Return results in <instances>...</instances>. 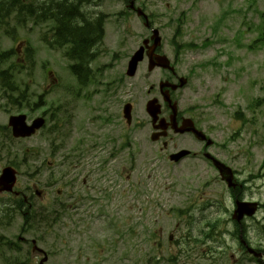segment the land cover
Masks as SVG:
<instances>
[{"label": "rangeland", "instance_id": "obj_1", "mask_svg": "<svg viewBox=\"0 0 264 264\" xmlns=\"http://www.w3.org/2000/svg\"><path fill=\"white\" fill-rule=\"evenodd\" d=\"M141 1L150 5L149 12H154L156 15V26L163 29V36L165 35L169 42L172 39V31L167 29V26L165 25L172 17L178 18L181 13L185 12L188 20L184 25V41L192 42L195 40L201 43L202 41L208 39L217 41V37L214 35L213 31L214 25L226 13L231 10L235 11V13L226 18V20L219 27V36L223 37V39H228L229 41L207 48L204 51L200 50L185 53L183 55L182 70H180V75L187 76L186 73L192 68L196 69V71L199 70V68L202 69L201 71L199 70V75L193 77V83L181 92L182 96H178L180 106L183 110L198 106V113H200V116L204 117V125L209 127H215V125H218L220 127L218 128L217 140L219 144H222L229 135L227 131H224L225 127L229 124V118L232 117L233 113L238 110L240 105L243 107L245 106L246 99L248 97L252 98L260 96V91L258 90L260 86H256L261 84V82L262 86L264 85V49L257 47L255 50H249L248 48L259 35L258 25L261 22V14L264 13V0ZM106 3L108 5V8L106 9L107 13L112 14L114 13V10L118 9V7L113 5L112 0H108ZM167 6L170 7L169 10L167 9ZM25 19L27 24H24L23 26L17 25L9 27L10 29L6 32H3L5 29L3 28L0 33V51L7 52L10 49H17L20 47L23 54L22 58L19 59L16 53L11 62L19 61L20 63L25 64V66L26 64H30L22 70V73H19L18 71L15 72V74L20 77L18 82L20 90L26 89L27 85H29V88L33 91L45 90L46 86L52 79L47 76V73L44 70L41 71L39 66L42 69H44L45 66L46 69L48 68L49 70H52L53 67L62 77V80L64 81L63 84L56 74L55 78L59 79L63 86L68 83L69 87L67 86L62 88L60 85L59 89L54 90L48 100H59L69 103L74 101V97L68 92L71 90L79 91L80 88L77 85L76 80L71 77L72 75L69 70L67 72L66 66H68L69 63L66 64L67 60H63L62 51L52 50L42 41L43 35L49 31L50 25L46 24L36 26L29 17H26ZM112 20L114 21L115 19L112 17ZM131 23L132 25L130 29L133 32L132 34H125L126 26L123 22L120 24L112 22L108 27H106V36L104 41L106 53L95 61L93 68H104L111 66L112 64L113 65L112 67H108V70L103 74H96V79L102 81L103 83L92 87L90 89L92 94H95L97 91L98 93H103L104 90L109 87L107 85L110 84L112 86L111 83L115 79L118 80L121 75H125V69H127V64L131 55L141 46L143 40L146 37H149L148 31L137 19H133ZM15 33L16 39L13 41L12 39ZM24 39L30 41V47L34 49L30 51L31 53L29 52L26 54V49L29 46L24 44ZM124 41L125 43L122 45ZM239 44H243L244 47H239ZM100 49L102 50V48ZM117 52L120 55L116 58V60H113V55ZM170 52L171 54H174L171 44ZM27 58L28 61H25ZM217 59L222 64V67L219 70L217 67L213 66ZM230 59H232L231 64L227 65V62ZM207 61L210 63L206 66L198 65ZM146 72L147 68H142L137 78L133 80L127 78L125 83L126 85L124 87H120V83L115 84L114 91L119 95L116 99L118 105L127 102L130 99L131 101L134 99L137 106L136 113L139 125L133 135H135L137 139H140L139 143L142 145V151L145 154V157L140 160V170H145L148 175H151L152 177L154 176L157 183H161L159 187H163V184H169V181H162L166 167L164 162L157 161L155 159L152 164L147 166L148 168H143L145 167L143 163L145 162L147 154H151L152 152V157L156 154H162L160 152L156 153L155 151H151L155 150L154 147H151V143L141 141V138H149V134L146 135V133L148 132V129H151V126L148 123L149 118L145 113V104L147 101L148 85L152 82H144L147 81L144 78V73ZM158 77H161V75ZM252 83L254 86L251 85ZM135 86L137 92L131 95L130 91L132 87ZM221 90H224V94L222 96V106L216 103V94ZM97 114H100L98 110ZM5 120L6 115L2 112V108L0 107V123H4ZM263 123L264 108H262V124ZM143 126L145 127L143 128ZM87 128L90 134L89 126ZM91 129H94V127L91 126ZM142 129L146 130L144 131ZM262 131L264 132V128H262ZM125 134H127L125 127L121 126L116 130H112L108 137L111 138V140L116 139L119 142ZM211 138L215 139V136L213 135ZM246 140L253 142V139L249 136H247ZM255 140H260V138L258 137ZM111 142L113 143V141ZM178 142L179 143L176 145L177 149L188 146L183 139H179ZM25 145L34 146L35 140L28 141L26 143H17L13 147V156L19 154L21 155ZM158 145H161V143ZM247 145L248 144H239L238 146L231 145V147L227 148L226 151H222L220 149L215 151L213 149V153L216 155L219 154L220 157L225 158L223 159L224 162L237 160L235 167L240 169L242 168V165H244V162H248L249 160L247 161L248 158L246 153L240 157H238L237 154L241 148L246 149L245 147H247ZM189 147L194 149V146L191 143L189 144ZM262 147L254 148L252 150L253 157L251 160L253 161V168H249L245 172V175H247L248 172H256L262 165L264 161V145ZM50 157V153L47 152H44L42 156H32L30 165H35L38 161L48 160ZM5 162H7V154L4 152V160L0 163V165L4 166ZM119 166L121 169L125 168L123 170V178L128 180V173L126 169L129 168V165L123 164L122 162ZM182 168L183 170H189L186 166ZM207 171H209L208 168H203L201 170V176L206 177V180H210L214 176L210 171L208 173ZM85 175L86 173H84V176L81 177V179L85 178ZM188 180H190V177L187 173L179 176L175 181L177 184L178 182L180 184L178 188L182 189L183 185L182 191L171 189L170 203L165 207H160L158 210L155 209L156 211L152 219H156L157 231L160 228H164L165 232L168 233L177 223L180 227V232L177 234L178 237H185L184 233L186 223L189 222V217H186L185 219H177L174 215L169 216L168 210L171 207H186L187 204L185 203L189 200H180L181 194L184 192L188 197H190L194 194L197 187L201 186L197 185L193 181L188 182ZM107 185L111 186L110 184ZM207 192L211 196L206 195L203 201L207 199L219 198L220 195L225 193V185L219 182L218 184L210 187ZM254 193V198L262 201V189L261 191H257L255 189ZM173 197L174 199H172ZM203 201L202 198H200V195H198L196 203L201 206ZM225 204L228 206L227 202H225ZM91 212L87 213L84 217L83 215L75 217L76 225L73 229L68 228V220L66 218V220H64V223H67L66 226L64 225L62 229L57 228L54 232H50L46 235L44 241L45 243H42L41 246L45 250L53 253L52 264H163L164 259H168L171 255H173L174 250L172 249H165V252L162 255L157 254L154 245H151V243L147 241V233L145 232L144 226L151 224L146 222L143 224L133 223L132 214V224L129 222V225L123 224L126 219V215H122L120 219L118 217V229L121 226V234L119 233L118 236V234L114 232V224H110L109 221L98 223L97 214H95L96 216H94V218H89ZM207 214V217L211 219H228L227 214L217 208H213L207 212ZM196 215L198 218L200 217L199 213ZM82 219H85V221H82ZM201 226L202 222L197 225V227ZM193 235H196V233ZM106 237H109V241L105 240ZM251 238L253 240H261V230H257V232L253 233ZM228 243L232 248L234 247L231 242ZM163 244L165 246L168 245L167 237L163 240ZM229 250L230 248H227V257L223 260H219L218 263L204 257H195V262H187L186 264H232L229 256H231L233 250ZM159 256L161 257L160 260H158ZM177 264H183V261H178ZM243 264L249 263L245 262Z\"/></svg>", "mask_w": 264, "mask_h": 264}, {"label": "flooded vegetation", "instance_id": "obj_2", "mask_svg": "<svg viewBox=\"0 0 264 264\" xmlns=\"http://www.w3.org/2000/svg\"><path fill=\"white\" fill-rule=\"evenodd\" d=\"M67 3L74 7L75 13L73 14V17H76L77 19H79V18L80 19L99 18L103 14V5H101L100 3L96 5L93 0H67ZM40 4L42 6L44 4V1L41 0ZM130 4H131L130 1H127L124 6L127 9H129L130 12L132 13V9L130 8ZM60 8H62V7H60ZM164 75H165V80L173 82V83L177 82L176 74L165 71ZM178 82H179V79H178ZM164 91H166V89H164ZM159 95H160V92H159ZM41 101H42V98L40 95L39 104H38V111H40L39 116H42V112H41L42 102ZM26 102H27V100L24 97L22 102L19 104V107H22ZM167 108H168V106H167ZM169 114H170V111H169ZM169 114H167L166 118H168ZM96 115H97V109H92L91 115H90L91 118L97 120L99 118V116H96ZM9 116H10V114H8V117ZM184 118H189V117L182 115L181 112L178 113L177 121L179 124H181L183 122ZM52 120H53V123L56 125L55 120L53 118H52ZM88 122L90 123L91 120L88 119ZM79 127H80V124H76L75 119H72L71 123L69 122V124L62 125L61 127L56 129L59 132H65L66 134L68 133L67 134L68 138H70L71 142H73L72 145L76 147V149L73 150L67 157L68 158L67 161H68V168H69V176L72 177V180H74L75 176H77V173L80 174V173L84 172V170H83L84 152L85 153L90 152V147H91V131L89 134L88 128L80 130ZM99 135H100L99 132H97V131L93 132V136H95L97 138V140L101 141L102 138L97 137ZM167 139L171 140L172 136L169 135ZM94 147H95V151L98 149H103L104 152L106 151L105 145L103 147L99 148V144L94 143ZM192 153H193L192 156H194V157H196L197 155H200V154H197L195 152H192ZM109 162H110L109 159H107V161L103 160L102 161L103 166L107 167ZM68 189L70 190V188H68ZM231 195H232L233 201L238 199L239 197H241V195H242L241 187L232 191Z\"/></svg>", "mask_w": 264, "mask_h": 264}, {"label": "trees", "instance_id": "obj_3", "mask_svg": "<svg viewBox=\"0 0 264 264\" xmlns=\"http://www.w3.org/2000/svg\"><path fill=\"white\" fill-rule=\"evenodd\" d=\"M2 1H5L6 4L3 2V5L0 7V9L4 8V10L7 11L12 9V7H10V3L13 0H0V5ZM51 3L53 7H62L58 10L59 15L61 16L60 20L62 24L59 34L62 33L63 39L66 43L71 42L74 44L75 51L77 52L78 57L83 60V62L87 61L90 57V49L92 44H94L97 37L100 36V27L96 25H90L86 20H83L84 23L82 24L81 19L73 17V14L75 13L74 7L69 5L67 0H54L51 1ZM261 29L262 34L258 40L264 42V24H262ZM214 228L215 225H212L211 229L214 230ZM209 236H212V232L209 234Z\"/></svg>", "mask_w": 264, "mask_h": 264}, {"label": "water", "instance_id": "obj_4", "mask_svg": "<svg viewBox=\"0 0 264 264\" xmlns=\"http://www.w3.org/2000/svg\"><path fill=\"white\" fill-rule=\"evenodd\" d=\"M141 53H142V52H141ZM139 55L141 56L140 53H139ZM139 55L135 58V62H134V63H136V62L140 59ZM134 65H135V64H134Z\"/></svg>", "mask_w": 264, "mask_h": 264}]
</instances>
